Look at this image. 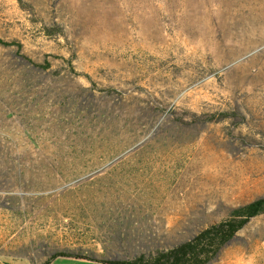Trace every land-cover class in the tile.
Masks as SVG:
<instances>
[{
  "label": "rangeland",
  "instance_id": "1",
  "mask_svg": "<svg viewBox=\"0 0 264 264\" xmlns=\"http://www.w3.org/2000/svg\"><path fill=\"white\" fill-rule=\"evenodd\" d=\"M0 40V264L126 263L264 196V0H0ZM208 264H264V215Z\"/></svg>",
  "mask_w": 264,
  "mask_h": 264
},
{
  "label": "trees",
  "instance_id": "2",
  "mask_svg": "<svg viewBox=\"0 0 264 264\" xmlns=\"http://www.w3.org/2000/svg\"><path fill=\"white\" fill-rule=\"evenodd\" d=\"M0 45L16 44L0 40ZM230 116H235V114L222 113L215 121ZM203 121L205 120L196 118L193 122ZM179 122L182 121L179 120ZM260 215H264V196L232 208L224 219L206 227L185 242L168 249L140 255L132 261L121 264H208L250 219Z\"/></svg>",
  "mask_w": 264,
  "mask_h": 264
},
{
  "label": "crops",
  "instance_id": "3",
  "mask_svg": "<svg viewBox=\"0 0 264 264\" xmlns=\"http://www.w3.org/2000/svg\"><path fill=\"white\" fill-rule=\"evenodd\" d=\"M18 261L21 262V264H34L32 261H30L27 257H20V258H15ZM51 262V261H50ZM47 263V264H51V263ZM1 263V262H0Z\"/></svg>",
  "mask_w": 264,
  "mask_h": 264
}]
</instances>
